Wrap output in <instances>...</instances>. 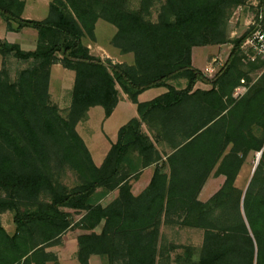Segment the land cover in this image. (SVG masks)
Instances as JSON below:
<instances>
[{
  "label": "trees",
  "instance_id": "1",
  "mask_svg": "<svg viewBox=\"0 0 264 264\" xmlns=\"http://www.w3.org/2000/svg\"><path fill=\"white\" fill-rule=\"evenodd\" d=\"M244 2L139 0L131 8L129 0H52L46 17L33 19L22 16L25 0H0L7 30L37 32L32 50L0 39V213L10 211L15 225L12 234L0 226V264L56 261L47 248L73 225L66 208L84 211L77 221L88 230L77 236L80 264H90L92 254L108 264H264V70L256 79L249 74L264 60H249L250 70L241 62L253 26L233 39L228 31L233 9ZM98 19L115 26L112 44L132 53V64L103 59L83 43L84 36L94 40ZM223 43L232 46L215 75L193 66V47ZM7 56L28 64L11 77ZM55 63L74 72L65 114L49 92ZM177 78L183 87L171 83ZM242 83L245 92L234 96ZM117 85L138 117L119 128L97 166L76 126L97 105L108 117L119 101ZM153 87L166 91L139 102ZM260 151L248 184L237 187L246 157ZM152 164L148 185L133 194L131 179ZM68 169L78 179L71 187L63 182ZM219 175L218 190L199 200L206 180ZM162 225L201 229L197 259L190 248L171 259L176 246L162 242Z\"/></svg>",
  "mask_w": 264,
  "mask_h": 264
},
{
  "label": "rangeland",
  "instance_id": "2",
  "mask_svg": "<svg viewBox=\"0 0 264 264\" xmlns=\"http://www.w3.org/2000/svg\"><path fill=\"white\" fill-rule=\"evenodd\" d=\"M138 2L139 0H129L130 7L137 8L139 5ZM39 5L42 6L41 4ZM48 7L49 4L47 7L43 6L42 10L41 8H39V12L37 13L40 14V17L42 16L43 18H45L47 16ZM259 10L260 0H245L244 4L234 8L228 22L229 37L233 39L241 36L246 32H249L252 29L253 23L257 18ZM154 17L155 14L153 15V18ZM0 22H2L1 17ZM31 30H33V28ZM35 31L36 30L34 29V32ZM115 32L116 28L113 24L105 21L104 19H98L94 27V40H91L88 36H84L82 40L83 43L89 47L90 52L96 56H99L103 59H110L112 62L114 61L118 63L132 64L133 54L121 53L119 48L112 44L111 40ZM0 33H2L1 30ZM231 46V43L195 46V49L193 51L194 64L197 67H201V70L205 74L213 76L227 60ZM24 47L27 48L28 46L25 45ZM242 53L244 57L242 58L241 62L243 63L245 69L250 70L248 61L252 59L246 56L243 49ZM4 60L6 61V67L9 69L11 77L14 76L16 70L25 67L28 64V61H19L18 59L12 56H7ZM255 60L262 61L264 59L256 56ZM1 63L2 56L0 55V65ZM262 70H264V66L260 68L251 69L249 71V74L253 79H256L258 75L261 74ZM73 80V70L64 68L59 63H55L51 66L49 92L52 102L59 107L62 114L66 113L70 103V90L72 88ZM171 83L175 87H183L185 84V80H183L182 78H177L172 80ZM245 84L246 83H242L241 85L237 86L234 89L233 95L239 96L243 94L246 90ZM117 87L120 91H122L118 85ZM203 87L208 88L209 85L204 84ZM126 113L127 112L124 111L123 107L120 105L115 110H113L110 116L105 117L103 107L97 105L90 108L88 111V118L80 122L76 126L77 132L84 140L93 158V162L96 165L100 164V162L102 161L103 155L109 147L110 140L116 138L119 127L123 125L126 120ZM256 157L257 153L254 152H251L246 157L235 180V185L237 187L244 189L248 184L252 174V168L256 161ZM140 175L141 171L137 174L136 177L131 179V186L133 187H131V191L135 195L139 194L148 185L147 184L145 186V184H143L145 177L143 179H139ZM77 181V174L71 169H68L65 172L63 182L68 187H71L75 185ZM216 181H210L211 183H208L206 185V195L208 194L207 190H210L212 188L211 184ZM116 196L117 190L110 191L105 196H103L99 200V202L102 205H106ZM205 197L206 196L202 198ZM66 210L70 212V217L73 225L61 236L59 243L47 248V250L53 252L57 258L56 261L49 262L47 264H80L76 258V252L78 247L77 236L80 233L88 232V230H84L79 225H77V221L82 216L84 211H76L70 208H66ZM5 217L9 221L7 230L9 232H12L15 226L12 220V213L10 211H7ZM99 230L100 227L95 228V231L98 232ZM161 232L162 242L164 244L176 246V249L170 253L171 259L175 258L176 255H181V257L183 258L186 249L189 248L190 249L188 251L191 253V258L195 260L197 259L203 237V232L201 229L181 225H162ZM89 263L108 264L107 259L105 257H102L97 254H92L89 257Z\"/></svg>",
  "mask_w": 264,
  "mask_h": 264
},
{
  "label": "crops",
  "instance_id": "3",
  "mask_svg": "<svg viewBox=\"0 0 264 264\" xmlns=\"http://www.w3.org/2000/svg\"><path fill=\"white\" fill-rule=\"evenodd\" d=\"M50 1L51 0H25V5H24L22 16L25 17V18H33V19H41V18H43L42 16L40 17V14H38L37 12H39V8H41V10H42L43 6L47 7ZM39 4H41L42 6H40ZM31 29L32 28L24 27V28H22V29H20L18 31H9V30L6 29L5 23L2 20V22H0V30L2 32V33H0V39L6 40L8 42L18 43L21 46V48L24 49V50H32V49H34V47L36 45L37 32L36 31L34 32V29L33 30H31ZM25 45L28 46V47L25 48L24 47ZM194 49H195V47L192 48V64H193V66L197 67L194 64V61H193V51H194ZM114 63H116V62H114ZM0 67H1V65H0ZM197 68L202 69L201 67H197ZM203 85H204L203 83L197 82L195 87L204 88ZM165 91H166V88H164V87L149 88V89H146L143 92H141L138 95L137 99H138L139 102L149 101V100L153 99L154 97L160 95L161 93H163ZM120 105L123 107L124 111L127 112L126 113L127 117H126V120H125L124 124L128 120H130L131 118L138 117L136 105L134 103H132L128 99L127 95L125 93H123L122 91H120L119 101H118L117 105L115 106V108L113 110H115ZM87 118H88V113H87ZM142 130L147 132V127H146L145 123H142ZM117 134H118V132H117ZM116 140H117V136H116L115 139H111L110 140V144H109V147H108L107 151L109 150L111 144L114 143ZM107 151H105V153L103 155V159L100 162V164L103 162ZM92 160H93V158H92ZM100 164H98L97 166H99ZM155 165L156 164L149 165V166H147V167H145V168H143L141 170V175L139 176V179H143L145 177V180L143 182V184H145V186L149 183V181H150V179L152 177ZM210 181H216V182L211 184L212 188L210 190H207L208 194L206 195L205 194L206 185L208 183H211ZM222 181H223V176L222 175H220L218 177L210 176L206 180V182L204 183L201 191L199 192L198 199L201 200V201H206L211 196V194L214 193L219 188L220 184H222ZM204 196H206V197L202 198ZM6 212L7 211L0 213V226H2L9 234H12L14 232V230H15V226H14V230L12 232H9L7 230V226H8V222L9 221L5 217Z\"/></svg>",
  "mask_w": 264,
  "mask_h": 264
},
{
  "label": "built area",
  "instance_id": "4",
  "mask_svg": "<svg viewBox=\"0 0 264 264\" xmlns=\"http://www.w3.org/2000/svg\"><path fill=\"white\" fill-rule=\"evenodd\" d=\"M246 56L255 59L256 56L264 59V1L260 5L253 29L241 45Z\"/></svg>",
  "mask_w": 264,
  "mask_h": 264
},
{
  "label": "water",
  "instance_id": "5",
  "mask_svg": "<svg viewBox=\"0 0 264 264\" xmlns=\"http://www.w3.org/2000/svg\"><path fill=\"white\" fill-rule=\"evenodd\" d=\"M260 154H261V151L257 153L256 161H255V164H254V166H253V168H252V173H253V171H254V169H255L257 163H258V160H259Z\"/></svg>",
  "mask_w": 264,
  "mask_h": 264
}]
</instances>
